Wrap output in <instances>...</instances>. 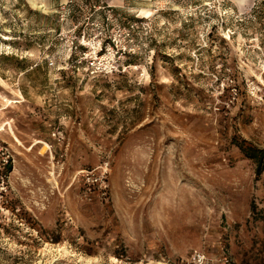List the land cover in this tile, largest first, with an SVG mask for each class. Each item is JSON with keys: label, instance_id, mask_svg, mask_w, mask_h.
Returning a JSON list of instances; mask_svg holds the SVG:
<instances>
[{"label": "rangeland", "instance_id": "1", "mask_svg": "<svg viewBox=\"0 0 264 264\" xmlns=\"http://www.w3.org/2000/svg\"><path fill=\"white\" fill-rule=\"evenodd\" d=\"M52 1L0 0V264H264V0Z\"/></svg>", "mask_w": 264, "mask_h": 264}, {"label": "built area", "instance_id": "2", "mask_svg": "<svg viewBox=\"0 0 264 264\" xmlns=\"http://www.w3.org/2000/svg\"><path fill=\"white\" fill-rule=\"evenodd\" d=\"M73 2V0H69V3ZM102 42L99 44V48L95 50L93 53L95 56H98V53L101 49ZM95 64L94 62H91ZM50 66L54 64L53 61L49 62ZM12 164L13 168V160L12 155L10 153L9 147L5 144V142L0 138V205L4 204L7 201L8 192H9V182H10V173L11 169L10 166ZM107 170L104 169L101 172L100 176H95V173L92 171H87V176L85 177L86 182L89 185H99L101 187L106 188L107 184L105 183ZM203 255L201 253L197 254L198 260H202Z\"/></svg>", "mask_w": 264, "mask_h": 264}, {"label": "trees", "instance_id": "3", "mask_svg": "<svg viewBox=\"0 0 264 264\" xmlns=\"http://www.w3.org/2000/svg\"><path fill=\"white\" fill-rule=\"evenodd\" d=\"M233 143L239 148L246 158L252 160L255 163L256 174L258 176L264 174V147L250 145L242 138H235ZM10 168H12V164ZM252 207L254 210L256 209V205L254 203Z\"/></svg>", "mask_w": 264, "mask_h": 264}, {"label": "crops", "instance_id": "4", "mask_svg": "<svg viewBox=\"0 0 264 264\" xmlns=\"http://www.w3.org/2000/svg\"><path fill=\"white\" fill-rule=\"evenodd\" d=\"M28 1L31 2L32 4H33V2H37V3H39V5H46V3H53L52 0H33V2H32V0H28ZM58 1L62 2L63 0H57V2Z\"/></svg>", "mask_w": 264, "mask_h": 264}, {"label": "bare ground", "instance_id": "5", "mask_svg": "<svg viewBox=\"0 0 264 264\" xmlns=\"http://www.w3.org/2000/svg\"><path fill=\"white\" fill-rule=\"evenodd\" d=\"M15 166V165H14ZM16 170V168L14 167V171ZM11 175H12V173H11Z\"/></svg>", "mask_w": 264, "mask_h": 264}]
</instances>
